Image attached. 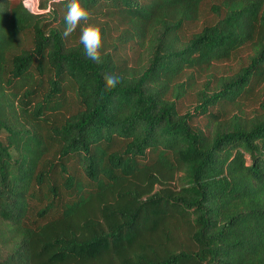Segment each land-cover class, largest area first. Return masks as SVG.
I'll return each instance as SVG.
<instances>
[{"label":"trees","instance_id":"1","mask_svg":"<svg viewBox=\"0 0 264 264\" xmlns=\"http://www.w3.org/2000/svg\"><path fill=\"white\" fill-rule=\"evenodd\" d=\"M82 4L0 0V264H264V0Z\"/></svg>","mask_w":264,"mask_h":264},{"label":"clouds","instance_id":"2","mask_svg":"<svg viewBox=\"0 0 264 264\" xmlns=\"http://www.w3.org/2000/svg\"><path fill=\"white\" fill-rule=\"evenodd\" d=\"M56 2L65 3L67 9L64 16L63 36L67 39L79 28V43L83 45L84 53L92 61L102 63L101 50L104 45L102 26L91 22L92 14L82 4V0H56ZM104 83L106 90L111 91L122 83V77L115 73L106 74Z\"/></svg>","mask_w":264,"mask_h":264},{"label":"rangeland","instance_id":"3","mask_svg":"<svg viewBox=\"0 0 264 264\" xmlns=\"http://www.w3.org/2000/svg\"><path fill=\"white\" fill-rule=\"evenodd\" d=\"M212 3L213 2L211 1H207L202 6L200 19L196 23H193L187 26L185 30L186 35L189 36L190 34L199 31L202 26L214 20L213 14L209 11V7ZM244 57H245V52H242L238 54L237 56L233 57L232 59H230L229 61H224V62L216 64L212 71L217 76L230 75L234 73L240 67V65L242 64V60L244 62V59H243ZM259 100H260V97L254 101V103L248 110L250 109L255 110L258 107ZM192 102H193V96L187 97L186 104L188 105L189 103H192ZM68 105H69L70 111L75 109V107H73L74 106L73 99H69Z\"/></svg>","mask_w":264,"mask_h":264},{"label":"built area","instance_id":"4","mask_svg":"<svg viewBox=\"0 0 264 264\" xmlns=\"http://www.w3.org/2000/svg\"><path fill=\"white\" fill-rule=\"evenodd\" d=\"M55 2L56 0H21L24 9L30 15L50 12L52 10V5Z\"/></svg>","mask_w":264,"mask_h":264}]
</instances>
